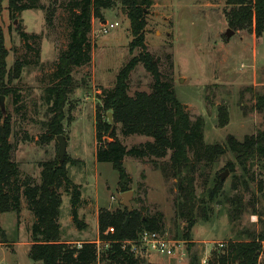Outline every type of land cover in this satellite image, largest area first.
<instances>
[{
    "label": "rangeland",
    "instance_id": "rangeland-1",
    "mask_svg": "<svg viewBox=\"0 0 264 264\" xmlns=\"http://www.w3.org/2000/svg\"><path fill=\"white\" fill-rule=\"evenodd\" d=\"M69 2L39 0L37 9L17 13L8 9L7 0H0V36L7 51L5 77L0 81L7 96L0 94L5 109L4 114L0 111V123L9 120L12 161L20 170L21 180L30 178L34 184L41 182L42 165L57 161L58 144L56 137L47 133L51 114L44 97L45 90L55 84L58 57L69 43ZM150 2L144 7L147 51L158 59L160 71L172 81L176 98L185 106L190 119L204 120V144L225 146L228 136L242 142L245 137L264 131V108L257 109L258 100L264 98V34L256 37L253 27L232 30L227 0ZM52 9L55 13L48 24ZM115 22L119 24L117 28L102 34L105 24ZM227 30L233 32L228 39ZM88 40L91 60L73 69L75 88L63 109L60 134L66 137L67 175L80 186L77 213L85 225L80 229L72 222L70 192H65V185L56 188L61 197L58 220L61 240L70 245H77L82 239L97 241L99 210L122 208L118 173L111 164L96 160L95 121L102 105L100 96L113 89L119 70L140 52L130 51V24L121 7L104 10L100 18H92ZM17 60L25 65L17 79H8V71ZM151 83L149 73L138 65L130 74L129 95L149 93ZM219 106L228 111L225 127L218 125ZM101 115L106 120L105 114ZM116 137L127 150L151 141L142 136L124 137L119 125ZM123 167L131 178L132 209L145 207L149 215L162 213L161 234L180 242L186 252L183 259H166L150 253L141 264H190L194 256L197 264L203 258L211 261L213 253L220 250L218 244L248 242L252 235L264 232L262 159L243 166L226 150L215 162L198 164L193 173L195 194L198 201H203L201 206L207 218L197 203L195 223L189 231L188 222L178 216L174 206L178 193L173 178H165L146 159L125 157ZM224 172L227 176L220 181ZM217 180L222 186L210 200L207 191L215 187ZM32 224L33 215L24 198L20 200L19 215L0 214V264H36L28 257ZM258 260L264 262V251Z\"/></svg>",
    "mask_w": 264,
    "mask_h": 264
},
{
    "label": "trees",
    "instance_id": "trees-1",
    "mask_svg": "<svg viewBox=\"0 0 264 264\" xmlns=\"http://www.w3.org/2000/svg\"><path fill=\"white\" fill-rule=\"evenodd\" d=\"M7 0L8 9L21 13L28 9H37L39 0ZM150 0H71L68 3L69 43L62 52L55 68V84L45 90L44 100L50 105L51 118L46 127L50 137L63 132L64 106L74 91L73 69L83 67L91 60L88 34L92 18H100L104 10L121 7L125 13L132 36L130 51L139 49L118 72L113 89L100 96L101 107L96 114L95 138L97 142L96 160L109 163L118 173V189L121 193L129 191L130 176L123 167L125 157L148 160L160 170L165 178H173L178 195L174 206L179 217L185 219L187 230L195 223V208L203 201H198L195 194L194 169L198 164H209L223 155L226 150L233 153L237 162L243 166L255 159L264 160V131L245 137L242 142L232 136L226 138L225 146L204 144V120L197 117L192 121L184 106L177 100L172 81L160 71V63L147 51L144 40V7ZM231 6L228 24L234 31L253 27L256 37L264 34V0H227ZM55 10L48 13L47 23ZM23 38L28 37L20 34ZM7 51L0 36V81L5 77ZM25 62L17 60L8 71V79H17ZM141 65L152 79L149 93L135 92L129 95V79L134 69ZM3 85L0 94L7 96ZM17 101V98L14 100ZM264 108V98L258 100L257 109ZM218 125L228 124V111L225 106L217 107ZM101 112L112 113L115 128L110 132V124L103 120ZM120 126L124 137L142 136L151 139L127 150L116 137V126ZM11 129L9 120L0 123V214L13 212L19 215L20 200H26L27 208L33 215L29 259L36 264H95L97 251L95 242H82L80 247L61 240L58 223L61 197L56 188L65 185V192H70L71 219L80 229L85 225L78 218L81 203L80 186L68 177L64 164H43L41 182L34 184L30 178L21 180V173L12 161V144L9 142ZM101 144V145H100ZM103 144V145H102ZM233 168H231V171ZM220 181L207 191L210 200L221 188ZM204 218L205 209L200 207ZM238 211V209H236ZM163 214H148L145 207L132 209L118 208L114 211L100 209L98 212V241L108 248L103 249L100 261L104 264H141L143 259L122 249V243L135 241L143 231L163 232ZM188 234V232H187ZM187 235L186 237H188ZM264 245V232L252 235L248 242H228L219 251L214 252L208 264H264L258 260ZM190 264H197L194 256Z\"/></svg>",
    "mask_w": 264,
    "mask_h": 264
},
{
    "label": "built area",
    "instance_id": "built-area-1",
    "mask_svg": "<svg viewBox=\"0 0 264 264\" xmlns=\"http://www.w3.org/2000/svg\"><path fill=\"white\" fill-rule=\"evenodd\" d=\"M118 23L105 24L101 32L107 34L109 31L118 27ZM96 243L97 261L95 264H104L100 261V255L103 249L108 248V243ZM80 247V244H77ZM224 244H218V248H223ZM122 249H127L128 253L133 254L140 259H146L150 253L157 257L166 259H183L186 255L185 249L180 242L170 240L159 232L143 231L135 241H126L122 243ZM208 258H203L199 264H208ZM109 264V263H108Z\"/></svg>",
    "mask_w": 264,
    "mask_h": 264
},
{
    "label": "water",
    "instance_id": "water-1",
    "mask_svg": "<svg viewBox=\"0 0 264 264\" xmlns=\"http://www.w3.org/2000/svg\"><path fill=\"white\" fill-rule=\"evenodd\" d=\"M16 22H14L15 25ZM233 34L232 31L227 30L226 32V38L228 39ZM183 79L180 80L182 82ZM185 108V106H184ZM4 97H0V111L4 114ZM107 122L110 124V132H112L115 128V124L113 121V116L111 112H108L106 114ZM56 142L58 144V151H57V163L58 165H62L64 162L65 156H66V137L62 135L56 136ZM227 176V172H224L223 174H220L219 179L222 181ZM132 192L127 191L121 194V206L123 208H126L128 212L132 210V207L130 205V199H131Z\"/></svg>",
    "mask_w": 264,
    "mask_h": 264
},
{
    "label": "crops",
    "instance_id": "crops-1",
    "mask_svg": "<svg viewBox=\"0 0 264 264\" xmlns=\"http://www.w3.org/2000/svg\"><path fill=\"white\" fill-rule=\"evenodd\" d=\"M103 23H104V22H103ZM97 227H98V222H97ZM83 240H84V239L79 240L80 242L77 241L76 243H77V244H80L81 242H83ZM97 241H98V240H97ZM97 241H93V242H97Z\"/></svg>",
    "mask_w": 264,
    "mask_h": 264
}]
</instances>
